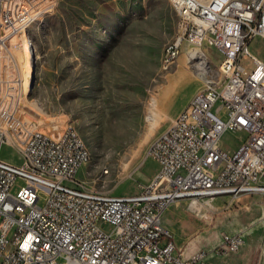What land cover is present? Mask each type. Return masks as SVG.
Returning a JSON list of instances; mask_svg holds the SVG:
<instances>
[{"label":"built area","instance_id":"1","mask_svg":"<svg viewBox=\"0 0 264 264\" xmlns=\"http://www.w3.org/2000/svg\"><path fill=\"white\" fill-rule=\"evenodd\" d=\"M169 2L180 30L163 61L174 63L189 47L207 61V49H214L222 55V79L207 73L153 141L149 156L159 170L151 181L133 195L113 196L79 182L88 152L73 125L53 129L21 99L13 41L22 39L21 27L53 12L55 1L0 0V264H209L210 256L244 244L242 235H225L211 251L187 253L163 218L180 201L264 193V61L251 50L255 39H264V0ZM229 132L243 134L232 151L222 148ZM5 146L14 147L20 164L1 158ZM17 178L26 186L14 196Z\"/></svg>","mask_w":264,"mask_h":264},{"label":"rangeland","instance_id":"2","mask_svg":"<svg viewBox=\"0 0 264 264\" xmlns=\"http://www.w3.org/2000/svg\"><path fill=\"white\" fill-rule=\"evenodd\" d=\"M54 1L53 12L21 27L22 39L13 41L23 77L21 99H28L53 129L70 124L77 130L91 156L79 182L113 196L138 193L159 170L149 156L151 144L204 86L206 62L208 74L216 82L222 79V55L207 49V61L199 56L192 62L189 47L174 63L164 64V49L180 30L169 0ZM251 50L264 61L263 38L255 39ZM244 64L253 68L250 60ZM242 135L226 133L222 148L236 149ZM1 158L20 164L11 146L3 148ZM24 186L26 181L17 178L12 194ZM39 197L44 206L45 189ZM189 205L177 202L164 214L163 224L178 246L187 253L211 251L225 235H242L240 250L210 256L209 264H264V193Z\"/></svg>","mask_w":264,"mask_h":264},{"label":"bare ground","instance_id":"3","mask_svg":"<svg viewBox=\"0 0 264 264\" xmlns=\"http://www.w3.org/2000/svg\"><path fill=\"white\" fill-rule=\"evenodd\" d=\"M28 45H29V49H28L29 50V53H28L29 54V58H30V60L31 59L33 60L34 57H35L34 47H33V44L31 43V41L28 42ZM192 49L193 50L189 51V53H188V57H189L190 61H192L191 57H193V58H198L199 57L198 56L199 49H197V48H192ZM204 59H206V58H204ZM163 60H164V54H163ZM164 64L168 65V61H164ZM206 67H207V64L204 65V69H206ZM33 73H34V71H32V73H29L27 75V80H28L29 83L32 81V78L34 76ZM207 73H208V71L204 70L203 81L205 80V77H206ZM79 144H80L81 148H83L86 152H88V161H87V163H89L90 159H91V156H90V153H89L88 149L86 148V146H85V144H84V142H83V140L81 139L80 136H79ZM93 193H102V192L93 190ZM205 201H207V200H205ZM199 203H202V202H191L189 207L194 206V205H198Z\"/></svg>","mask_w":264,"mask_h":264},{"label":"crops","instance_id":"4","mask_svg":"<svg viewBox=\"0 0 264 264\" xmlns=\"http://www.w3.org/2000/svg\"><path fill=\"white\" fill-rule=\"evenodd\" d=\"M262 182L264 183L263 178H262ZM239 259H240V258H239Z\"/></svg>","mask_w":264,"mask_h":264}]
</instances>
